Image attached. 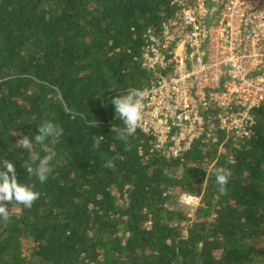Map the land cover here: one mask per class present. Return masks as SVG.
I'll list each match as a JSON object with an SVG mask.
<instances>
[{"label": "trees", "instance_id": "trees-1", "mask_svg": "<svg viewBox=\"0 0 264 264\" xmlns=\"http://www.w3.org/2000/svg\"><path fill=\"white\" fill-rule=\"evenodd\" d=\"M175 14L166 0H0V167L40 193L31 208L5 202L0 264H264V103L251 137L220 152L197 143L166 160L139 129L117 138L111 100L153 82L143 35ZM49 121L63 134L45 141L56 155L41 183L26 168L46 153L17 143ZM177 194L200 199L184 235Z\"/></svg>", "mask_w": 264, "mask_h": 264}, {"label": "built area", "instance_id": "built-area-1", "mask_svg": "<svg viewBox=\"0 0 264 264\" xmlns=\"http://www.w3.org/2000/svg\"><path fill=\"white\" fill-rule=\"evenodd\" d=\"M175 16L143 35L144 92L138 128L152 150L180 159L195 144L221 151L250 138L264 103V0H166ZM182 195L191 209L199 198Z\"/></svg>", "mask_w": 264, "mask_h": 264}, {"label": "clouds", "instance_id": "clouds-1", "mask_svg": "<svg viewBox=\"0 0 264 264\" xmlns=\"http://www.w3.org/2000/svg\"><path fill=\"white\" fill-rule=\"evenodd\" d=\"M143 96L144 92L133 88L129 89L126 95H118L111 100V104L114 105L115 113L119 114V117L124 124L123 128L117 130V138L126 144L128 137L133 136L140 127L142 121V109L144 107L142 103ZM96 123L98 125L97 121ZM37 129L38 134L35 135L34 139L28 136H22L17 144L29 152H31L33 148V140L41 145V150L45 152L46 155L39 159V163L35 168L27 167L26 170L28 174L35 175L41 183H44L52 172L50 162L56 155L55 152L45 144V141L49 137L59 138L63 134V129L58 125H54L50 121L43 123ZM104 139L103 135H94L92 137L93 147L99 150ZM104 167H114V163L111 160H108L104 164ZM231 176L232 172L230 169L224 167L216 169V184L219 186V192L221 195L226 194V185ZM39 197V192L33 191L24 184L18 183L15 165L5 159L2 167H0V219L5 223L10 219L8 207H6L5 202L11 203L15 201L17 204H21L26 208H31L33 203L37 201ZM188 198L190 200L195 199V197L192 196H189Z\"/></svg>", "mask_w": 264, "mask_h": 264}, {"label": "rangeland", "instance_id": "rangeland-1", "mask_svg": "<svg viewBox=\"0 0 264 264\" xmlns=\"http://www.w3.org/2000/svg\"><path fill=\"white\" fill-rule=\"evenodd\" d=\"M182 195H190V194H177L174 201L175 204L169 205V208L172 210L180 211L183 214V216L186 217L187 220L181 221L182 223L180 224L182 226V233L184 235L186 231V226L188 225L189 222H191L188 220H193L195 209H191L189 206H186L182 203L181 200ZM199 203H200V199H199Z\"/></svg>", "mask_w": 264, "mask_h": 264}]
</instances>
